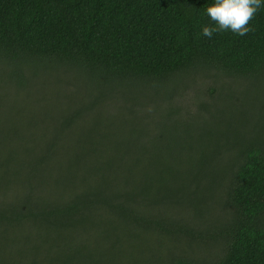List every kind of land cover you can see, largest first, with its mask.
Listing matches in <instances>:
<instances>
[{
	"label": "trees",
	"instance_id": "obj_1",
	"mask_svg": "<svg viewBox=\"0 0 264 264\" xmlns=\"http://www.w3.org/2000/svg\"><path fill=\"white\" fill-rule=\"evenodd\" d=\"M214 2L0 0V264H264V137L193 122L264 117V4Z\"/></svg>",
	"mask_w": 264,
	"mask_h": 264
},
{
	"label": "rangeland",
	"instance_id": "obj_2",
	"mask_svg": "<svg viewBox=\"0 0 264 264\" xmlns=\"http://www.w3.org/2000/svg\"><path fill=\"white\" fill-rule=\"evenodd\" d=\"M57 67L50 68V71L54 72ZM53 74V73H52ZM53 79L55 80L57 78L56 73L53 75ZM253 91H245L246 98H250V93ZM245 98V99H246ZM234 98H220L219 101H217V104L219 107H216V112L218 113L217 120L216 118H212L211 112L208 111L206 114H201V116L198 117L195 116L193 119V122L196 124H201L204 135L202 136L204 141H208L204 144L210 145L213 143V141H216L218 139V134H225V136L228 137L229 143L231 145H234L233 142L234 139L237 137H264V117L263 114L260 111H257L253 104L250 102L243 103L240 107L238 104L234 103ZM243 99V100H245ZM47 101L43 102V106H46ZM217 106V105H216ZM26 110H30L29 104L25 106ZM219 109V112L217 111ZM213 110V108L211 109ZM178 116H181V124L188 125L189 122H191L190 117H187V113L183 112L179 114ZM15 115L10 114L9 112H6V116L4 117L5 120L12 121L14 119ZM16 118V117H15ZM240 122H239V121ZM17 124H21L20 117L15 121ZM1 123V121H0ZM188 128V127H186ZM191 130V129H190ZM185 130L182 131L184 133ZM234 140V141H233ZM231 145H228L227 147L229 149L233 148ZM223 150V149H222Z\"/></svg>",
	"mask_w": 264,
	"mask_h": 264
},
{
	"label": "clouds",
	"instance_id": "obj_3",
	"mask_svg": "<svg viewBox=\"0 0 264 264\" xmlns=\"http://www.w3.org/2000/svg\"><path fill=\"white\" fill-rule=\"evenodd\" d=\"M262 4L264 0H215L206 9L215 26H204L202 35L211 39L216 32L230 30L239 36L253 32L250 25Z\"/></svg>",
	"mask_w": 264,
	"mask_h": 264
}]
</instances>
